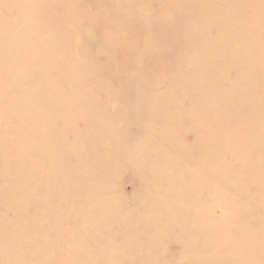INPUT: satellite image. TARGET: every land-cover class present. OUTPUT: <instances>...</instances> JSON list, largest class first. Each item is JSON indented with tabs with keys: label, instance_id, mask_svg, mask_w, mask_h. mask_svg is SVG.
<instances>
[{
	"label": "bare ground",
	"instance_id": "6f19581e",
	"mask_svg": "<svg viewBox=\"0 0 264 264\" xmlns=\"http://www.w3.org/2000/svg\"><path fill=\"white\" fill-rule=\"evenodd\" d=\"M89 1L99 14L91 15L84 0L26 1L33 22L53 27L64 45L62 52L54 44L43 46L32 36L33 26L16 38L24 51L29 45L37 77L48 78L50 87L40 85L32 99H24L27 94L10 77L17 71L18 78H25L32 64L15 70L10 59L0 56V77L13 92V110L23 116L19 124L8 120L0 127V207L14 219L6 222L0 209V264H264V179L256 170L264 160V74L254 70L253 58L246 59L250 66L239 74L244 85H232L229 92L222 72L224 65L240 64L241 47L233 44L236 19H252L264 31V0H155L163 8L157 18L145 12L140 0ZM12 2L0 0V53ZM251 6L255 16L248 12ZM107 8L126 19L148 20V25L139 30L141 36L122 29L127 27L123 20L101 16ZM85 19L88 25L82 26ZM94 21L102 22V34L94 32ZM156 25L160 30L152 33L149 26ZM96 40L102 47L92 53L89 45ZM169 44L181 56L165 68ZM115 45L132 61L126 87L137 98L130 124L138 125L144 117L147 132L118 164L101 149V133L114 134L112 122L103 108L80 98L90 73L98 77L120 71ZM156 84L161 89L151 96L147 87ZM251 114L253 124H245ZM56 119L63 129L55 127ZM16 132L21 136L17 142ZM45 132L50 134L38 155L44 158L39 166L47 176L46 192H76L94 169L113 181L131 168L137 195L125 202L106 196L100 186L86 199L84 212L68 219L64 202L52 207L33 182L19 180L11 163L16 148L34 162L38 137ZM185 135L192 140L185 141ZM73 167L74 174L78 170L74 178ZM64 176H71L68 185L56 188ZM34 204L51 217L52 236L38 232L42 222L30 210ZM167 240L178 245L175 262L163 257Z\"/></svg>",
	"mask_w": 264,
	"mask_h": 264
},
{
	"label": "rangeland",
	"instance_id": "374dc122",
	"mask_svg": "<svg viewBox=\"0 0 264 264\" xmlns=\"http://www.w3.org/2000/svg\"><path fill=\"white\" fill-rule=\"evenodd\" d=\"M27 0H13L10 16L8 15L9 20L5 24V38H4V47L3 50L0 53L1 59H10V61L15 66V70L17 68H22L28 63L32 64L31 72L30 74H27L25 78H18L17 77V71H12L10 77L11 80L20 87V92L23 95L25 93L24 99L30 100L32 97L37 94L39 91L40 85L44 86L45 84L48 85L47 82L48 78L45 76L37 77L36 71H38V66L34 63V56L29 54L28 46L25 48V51L23 50V47H21L22 43H18L16 41V38H21L23 35V31L33 26L34 32L32 33V36L35 37L43 46H52L53 44L62 52L64 50V45L61 44L60 41H58L54 37V29L51 26L40 28L38 27L30 16V8L26 4ZM252 2H256L257 0H250ZM141 4L145 7V12L150 13L154 16V18L159 17L160 12H162L163 8L159 5L158 2L155 0H140ZM84 3L88 5V10L91 15L99 14V10L96 9L89 0H84ZM27 5V6H26ZM256 7L251 6L249 8V14L255 16ZM101 16L105 20H123L124 24H126L127 27H121L122 29L126 30H132V32H138V35L141 36V33H139L141 30V27H145L148 25L149 22L147 20V23L143 18H123L122 16L114 14V11L112 8H107L104 11L101 12ZM16 18V19H14ZM15 21V22H14ZM71 20H69L70 22ZM95 22V21H94ZM238 22L237 29V38L233 42V44L240 45V61L238 67H232L230 65H224L223 67V75L224 79L226 81V88L230 92L234 89L232 85L235 87H242L244 85V81L242 79H239V74H241L245 69H248L250 64L247 62L246 59L253 58L254 62V70L256 69L258 72H263L264 74V31L260 32L259 27L254 25V21L252 19H249L248 21L238 20L236 19L235 23ZM82 26L88 25L87 20H82ZM248 26V27H247ZM93 30L97 35L102 34L103 24L102 22H95L92 24ZM151 28L152 33L158 32L159 26H149ZM249 29H257V32L259 30L261 36L256 35V33L249 32ZM177 32V31H176ZM172 33H174L172 31ZM16 36V37H15ZM59 45V46H58ZM192 46H196L194 43ZM235 46V47H236ZM102 47V44L100 43V40H96V42H93L89 45V49L92 53H96L99 48ZM168 51V61L167 66H173L176 65L178 62H180V56L178 55V47L176 45L169 44L167 47ZM114 54L116 57L120 60L122 66L120 71L115 73L114 75H100L98 77H94L92 73H90L87 76L88 83L84 84L86 86V93L82 94L80 98H82L87 103L95 104L96 106H100L103 108L106 112L107 117L112 122L114 134L112 137L108 136V133L106 134V131L104 133H101L102 136V151H104L108 158L112 163H123L125 161V153L127 152L128 147L135 143L139 138L143 139L147 136V132H145V127L143 125L145 124L144 117L139 120L138 125H131L130 120L132 117V106L133 101H136L137 96L135 94H131L130 91H127L126 87V70L131 65V58L126 57L119 45L114 46ZM186 55V54H184ZM9 56V57H8ZM192 55H190L187 59H189ZM72 56L68 57L65 64L71 65L72 64ZM186 59V60H187ZM32 61V62H31ZM75 66V65H74ZM242 66V67H241ZM148 67L154 68V63L149 62ZM247 67V68H246ZM243 68V69H242ZM153 70L148 71V75H152ZM242 71V72H241ZM55 73V72H54ZM56 74V73H55ZM155 74V73H154ZM243 82V83H242ZM49 86V85H48ZM50 87V86H49ZM4 89L5 92L3 94H0L1 100H0V111L5 115H0V127H3L7 124L8 120H11L15 124H19L23 120V116L19 114L16 110H13V101L11 99V96L13 95V92L10 91V89H7V86H5L3 79L0 77V92ZM148 91L150 92L151 96H155L156 92H158L161 89L160 84L151 85L147 87ZM109 94V95H108ZM108 95V96H107ZM140 99V98H139ZM144 99V98H143ZM11 107V108H10ZM10 108V109H9ZM2 109V110H1ZM9 109V111L4 112L3 110ZM12 109V110H11ZM186 112V111H185ZM260 114L264 117V110H261ZM255 115H246L244 118L245 124H253ZM55 127L57 129H63V122H61V119H56ZM50 133L45 132L41 133L38 137L40 141V147L36 149L34 162L29 159L25 154H23L22 150L19 148H16L14 151V157L11 161L12 165L14 167H17L19 170L18 178L21 182H27L31 181L33 182V185L35 188L41 191V193L46 195V200L48 204H50L52 207H55L58 205L61 201L64 202L69 209L68 212V219L78 216L82 214L85 210V201L86 199L94 192V190L98 187H102L105 189V195L108 197H116L120 198L125 202H130L138 193V181L136 177L134 176V173L132 169L125 170L124 172H121L118 177L113 181H108L103 177V174L100 169H94L95 171L87 176L84 177V188L78 189L76 192H73L70 188L64 189L63 191H56L55 189L53 192L45 191L43 188H47V176L42 170V168L39 166V164L44 163V158L40 157L38 154L43 151V146L46 139V136H48ZM104 136V137H103ZM20 134L19 132L15 133V141L20 140ZM71 133H66V138H70ZM185 141H191L190 135H185L183 137ZM70 149V148H69ZM69 152V151H68ZM70 160L69 163H74V161L69 157ZM93 161H95L93 159ZM37 163L38 165H33L34 163ZM2 161L0 159V169L2 168ZM238 165V164H237ZM24 167V168H23ZM257 172L261 179H264V160H262L260 163L257 164ZM261 170V171H260ZM29 171V172H28ZM22 172V173H21ZM69 172H72V178H74L78 173V170L76 168V172L74 174V167L69 170ZM77 173V174H76ZM74 174V175H73ZM34 179H33V178ZM39 177V178H38ZM67 179L64 177H61L56 182V188L57 186L62 189V186L64 188L65 185H68V181L70 180V177L66 176ZM151 180V177L149 178ZM1 180V178H0ZM67 180V182L65 181ZM66 185V186H67ZM71 198V199H69ZM71 200V201H70ZM4 214V219L6 222H14L13 219V213L5 208L4 206L0 207ZM30 210L37 214L39 216V222H42L40 228L38 229V232L43 237H50L53 234V229L51 226L52 220L51 217L48 215H45L41 212V207L34 206L30 207ZM65 223L62 224L65 226ZM58 239V238H56ZM240 241V240H239ZM167 240L164 244L163 248V257L168 262H175L177 258L176 256V248L177 244L169 242Z\"/></svg>",
	"mask_w": 264,
	"mask_h": 264
}]
</instances>
